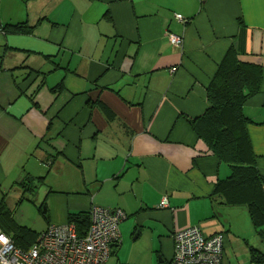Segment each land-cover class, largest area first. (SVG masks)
<instances>
[{
    "label": "crops",
    "instance_id": "obj_1",
    "mask_svg": "<svg viewBox=\"0 0 264 264\" xmlns=\"http://www.w3.org/2000/svg\"><path fill=\"white\" fill-rule=\"evenodd\" d=\"M22 22L30 31L7 27ZM230 46L262 67L243 112L264 176V0H0V201L13 215L16 199L34 196L43 230L92 204L120 207L111 254L132 244L160 264L174 232L199 225L224 234L222 264H241L231 245L248 248L243 229L255 228L245 206L212 195L230 167L189 123Z\"/></svg>",
    "mask_w": 264,
    "mask_h": 264
},
{
    "label": "trees",
    "instance_id": "obj_2",
    "mask_svg": "<svg viewBox=\"0 0 264 264\" xmlns=\"http://www.w3.org/2000/svg\"><path fill=\"white\" fill-rule=\"evenodd\" d=\"M13 31L27 32L25 23L9 24ZM262 67L242 61L230 46L206 86L207 107L190 119V127L208 150L230 167V173L217 180L212 195L229 206H245L251 222L264 241V176L257 170L247 125L252 121L243 112L244 103L260 91ZM62 85L55 86L60 89ZM103 108L109 112L103 104ZM44 177L27 178L26 185L37 187ZM66 222L84 235L90 222L88 212L69 213ZM0 228L22 249L29 248L41 233L17 223L4 199L0 201ZM252 264H264V252L248 245Z\"/></svg>",
    "mask_w": 264,
    "mask_h": 264
},
{
    "label": "built area",
    "instance_id": "obj_3",
    "mask_svg": "<svg viewBox=\"0 0 264 264\" xmlns=\"http://www.w3.org/2000/svg\"><path fill=\"white\" fill-rule=\"evenodd\" d=\"M206 0H201L204 2ZM174 17L187 19L179 13ZM178 46L182 37L169 34ZM163 195L158 207H168ZM90 222L84 235H79L71 222L52 223L43 230L27 249L17 246L0 228V264H106L113 246L121 241L120 224L126 213L120 207L92 204ZM173 251L166 264H222L225 236L217 232L205 236L199 225H190L174 232Z\"/></svg>",
    "mask_w": 264,
    "mask_h": 264
},
{
    "label": "rangeland",
    "instance_id": "obj_4",
    "mask_svg": "<svg viewBox=\"0 0 264 264\" xmlns=\"http://www.w3.org/2000/svg\"><path fill=\"white\" fill-rule=\"evenodd\" d=\"M29 196H31V200H27V198L16 199V202H19V204L14 210L13 216L19 223L29 226L33 230L40 232L46 225L44 209L39 208V200L38 202H34L36 198L34 196L32 197V195ZM121 228L122 227H120V230ZM243 230L244 238L247 239L251 245L260 249H264V241H262L258 233L251 225L248 226L247 230L245 227ZM231 247L232 252H235L233 248H237L235 254L237 255L240 263L248 264V248L245 246V244L242 241L234 240ZM134 251L135 246L126 243L122 248V252L111 254L106 264H160L158 261L154 262L148 257L137 258L134 255Z\"/></svg>",
    "mask_w": 264,
    "mask_h": 264
}]
</instances>
